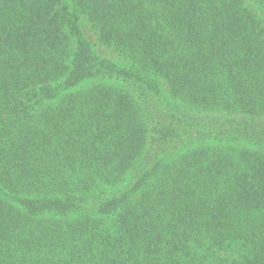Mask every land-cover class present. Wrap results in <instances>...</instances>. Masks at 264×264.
Masks as SVG:
<instances>
[{
  "label": "trees",
  "instance_id": "16d2710c",
  "mask_svg": "<svg viewBox=\"0 0 264 264\" xmlns=\"http://www.w3.org/2000/svg\"><path fill=\"white\" fill-rule=\"evenodd\" d=\"M0 264H264V0H0Z\"/></svg>",
  "mask_w": 264,
  "mask_h": 264
},
{
  "label": "rangeland",
  "instance_id": "374dc122",
  "mask_svg": "<svg viewBox=\"0 0 264 264\" xmlns=\"http://www.w3.org/2000/svg\"><path fill=\"white\" fill-rule=\"evenodd\" d=\"M262 17V16H261ZM263 18V17H262ZM91 41L95 44L96 40H95V36L90 32L89 33V36H88ZM97 52L102 55V56H105L106 58L108 59H112L113 60V53L110 52V51H107V49L105 48H100V49H96Z\"/></svg>",
  "mask_w": 264,
  "mask_h": 264
}]
</instances>
